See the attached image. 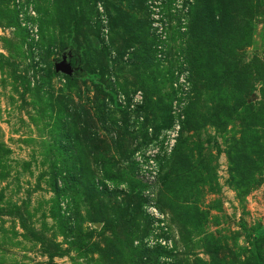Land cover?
I'll use <instances>...</instances> for the list:
<instances>
[{
  "label": "rangeland",
  "instance_id": "374dc122",
  "mask_svg": "<svg viewBox=\"0 0 264 264\" xmlns=\"http://www.w3.org/2000/svg\"><path fill=\"white\" fill-rule=\"evenodd\" d=\"M0 264H264V0H0Z\"/></svg>",
  "mask_w": 264,
  "mask_h": 264
},
{
  "label": "built area",
  "instance_id": "2783aa9c",
  "mask_svg": "<svg viewBox=\"0 0 264 264\" xmlns=\"http://www.w3.org/2000/svg\"><path fill=\"white\" fill-rule=\"evenodd\" d=\"M152 26L162 40L166 39V25L165 22L160 20L158 12L156 15L154 14ZM163 43L159 45L161 50L165 47V44ZM179 86L182 87L184 91L187 90L188 82H186V76L184 74L181 75L178 83L176 84V87ZM119 102L126 103L127 101L124 97H120ZM139 103H142V96L140 92L132 97L130 107L135 108ZM184 110V106L176 102L174 105L173 120L170 127L163 130L136 154L139 172L144 177L145 181L149 183V187L142 192V196L144 198V211L156 227H163L166 223H164V216L155 202V193H157L156 189H158L156 186L159 182L158 176L160 174L163 161L172 156L178 145L185 118ZM97 183L98 189L101 191L113 189V185H110L107 181L106 183H101L98 180ZM162 244L166 245L167 243L163 241Z\"/></svg>",
  "mask_w": 264,
  "mask_h": 264
},
{
  "label": "water",
  "instance_id": "95a60500",
  "mask_svg": "<svg viewBox=\"0 0 264 264\" xmlns=\"http://www.w3.org/2000/svg\"><path fill=\"white\" fill-rule=\"evenodd\" d=\"M56 71L57 72H62L64 74H67L69 76H71L73 74V68L71 66V64L68 61L67 55L64 54L62 56V61L56 63Z\"/></svg>",
  "mask_w": 264,
  "mask_h": 264
},
{
  "label": "trees",
  "instance_id": "16d2710c",
  "mask_svg": "<svg viewBox=\"0 0 264 264\" xmlns=\"http://www.w3.org/2000/svg\"><path fill=\"white\" fill-rule=\"evenodd\" d=\"M176 149H177V147H176Z\"/></svg>",
  "mask_w": 264,
  "mask_h": 264
}]
</instances>
